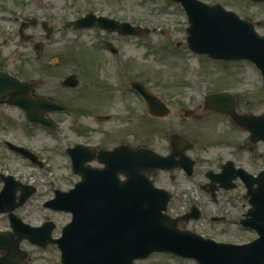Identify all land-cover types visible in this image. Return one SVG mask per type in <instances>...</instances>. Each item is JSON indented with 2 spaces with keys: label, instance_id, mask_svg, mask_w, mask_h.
<instances>
[{
  "label": "rangeland",
  "instance_id": "1",
  "mask_svg": "<svg viewBox=\"0 0 264 264\" xmlns=\"http://www.w3.org/2000/svg\"><path fill=\"white\" fill-rule=\"evenodd\" d=\"M203 1L221 2L253 21L264 34V2ZM90 11L149 27L150 31L125 39L100 29L75 31L66 26ZM26 17L46 23L49 38L39 24L26 31L34 41L22 40L19 28ZM188 25L185 11L170 0H0V67L24 80H41L36 95L50 96L69 107L66 113L48 115L57 122V128L51 130L31 124L17 106H0V173L13 174L38 189L16 210L20 218L33 226L53 221V236H61L72 216L46 208L45 203L55 196L56 189L67 191L79 181L68 147L101 142L111 149L129 143L167 155L172 151L171 137L178 134L192 145L186 154L195 161L193 175L181 168L154 170L150 175L157 186L173 194L168 214L177 217L196 205L201 219L182 222V228L222 243H248L257 237L255 231L240 224L250 208L240 180L233 190L220 189L217 200L201 186L209 182L207 173L217 174L228 159L252 173L264 169V143H252L246 130L205 106L208 94L228 91L237 99L241 114H264L262 75L248 61L224 62L192 52L187 42ZM109 38L119 46L120 55L93 48L104 47V39ZM40 41L43 45L38 53L34 44ZM70 74L77 75L79 86L64 87ZM132 80L142 81L161 97L170 113L162 118L148 115L140 97L129 95L125 88ZM6 141L29 148L42 165L14 152ZM2 187L0 180V191ZM216 217L224 220L213 221ZM6 229H11L10 221L2 214L0 230ZM21 245L29 252L27 264H61L56 245L41 248L27 240ZM135 264L199 263L156 253Z\"/></svg>",
  "mask_w": 264,
  "mask_h": 264
},
{
  "label": "water",
  "instance_id": "2",
  "mask_svg": "<svg viewBox=\"0 0 264 264\" xmlns=\"http://www.w3.org/2000/svg\"><path fill=\"white\" fill-rule=\"evenodd\" d=\"M173 1L182 4L188 15V44L191 50L214 59L249 60L261 69L264 77V35L257 32L253 22L227 11L220 4L210 5L201 0ZM96 22L107 30L124 35L139 34V29L129 23L97 18L92 13L70 24L79 29L92 27ZM32 23L36 25L37 20ZM40 46L38 44L37 48ZM78 84L74 76L65 81V85L71 87ZM134 86L145 96L154 116L164 117L170 113L156 95L140 83H134ZM36 87L37 82L23 81L0 72V99L12 95L11 103L23 108L29 120L53 127L46 113L63 110L65 106L50 98H33L32 91ZM206 108L229 115L251 133L253 142L264 141V114H240L233 95H208ZM172 144L174 152L169 156L144 147L131 149L121 146L114 151L102 150L99 160L105 163L104 169L86 165L93 159L90 148L78 145L69 149L73 170L82 180L68 192L56 191V197L46 204L53 210L73 214L72 221L57 239L53 237L54 222L35 227L24 222L15 212L36 189L23 185L14 176L1 175L5 186L0 193V214L9 215L13 229L0 231V253H3L0 264H26L29 254L21 247L25 239L40 247L57 244L62 252L63 264H135L136 260L146 259L156 252L194 258L200 264H264V171L255 176L243 168L237 169L229 161L223 166L221 174H208L213 181L209 191L214 196L220 188L215 182H220L225 189H232L236 186L232 180L238 177L243 180L252 208L242 224L255 229L260 235L247 244L217 242L180 228V221L199 219L200 211L194 207L190 213L179 218L168 215L172 194L157 188L148 175L153 169L171 170L176 167H184L189 174H193L195 161L186 155L192 145L178 134L173 135ZM14 148L37 162L27 149ZM121 174L126 175L125 180H122ZM19 191L21 195H18Z\"/></svg>",
  "mask_w": 264,
  "mask_h": 264
},
{
  "label": "flooded vegetation",
  "instance_id": "3",
  "mask_svg": "<svg viewBox=\"0 0 264 264\" xmlns=\"http://www.w3.org/2000/svg\"><path fill=\"white\" fill-rule=\"evenodd\" d=\"M98 16H101V15H104V14H101V13H96ZM104 16H107V15H104ZM110 17V16H109ZM29 17H26L25 19H23L22 20V22L20 23V28H19V36H20V38H21V25L23 24V23H26V21H27V19H28ZM112 18H114V17H112ZM118 20H120V19H118ZM122 21V20H121ZM133 24V23H132ZM134 25H137V24H134ZM137 26H139V25H137ZM144 27V26H143ZM147 27H145V29H146ZM92 29H100V30H102L103 31V33H106V32H109V34H114V35H118V36H120V37H123V38H125V39H131L132 38V36H125V35H123V34H121V33H119V32H111V31H107V30H103L100 26H99V24H96L95 25V27L94 28H92ZM92 29H83L82 31H88V30H92ZM28 30V29H27ZM81 31V30H80ZM24 33H26V32H24ZM146 35V34H145ZM33 39V38H32ZM93 48H95L96 50H99L98 52H100V51H105V50H108V51H110L111 53H112V55L113 56H118V55H120V53H121V50H120V48H119V46H117L116 44H114L113 43V40L112 39H104V47L102 46V47H97V45H96V47H94L93 46ZM0 70H3V68H1L0 67ZM5 70V69H4ZM9 71V70H8ZM13 75H15V76H17L16 74H14L13 73ZM19 77V76H18ZM134 81H136V80H132L131 82H130V84L129 85H127V87H125L128 91V93H129V95L130 94H133L136 98H139L140 97V100L142 101V103H143V106H146V103H145V101H144V99L141 97V95L140 94H138V92H136L134 89H132V83L134 82ZM64 87H66V86H64ZM67 88H69V87H67ZM9 101H10V97H6L5 99H3V101H2V103L0 104V106L1 105H5V104H9ZM146 112H147V110H146ZM63 112H59V113H54V114H57V115H59V114H62ZM6 143H7V141H6ZM83 144H86V145H92V146H96V149H95V152L96 153H98L99 152V150L101 149V148H105V149H107L105 146H103V144L101 143V142H97V143H92V142H82ZM122 144H129V143H122ZM172 145V144H171ZM138 146V145H137ZM116 147V146H115ZM114 148V147H113ZM113 148H111V149H113ZM173 152V147H172V151H170V153H172ZM92 164L93 165H95V166H98L99 165V163H98V161H93L92 162ZM156 171V170H155ZM158 172V171H157ZM155 173V172H154Z\"/></svg>",
  "mask_w": 264,
  "mask_h": 264
}]
</instances>
